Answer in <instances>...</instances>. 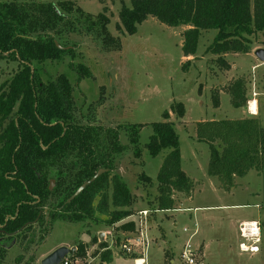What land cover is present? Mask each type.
I'll return each mask as SVG.
<instances>
[{"label": "trees", "instance_id": "trees-1", "mask_svg": "<svg viewBox=\"0 0 264 264\" xmlns=\"http://www.w3.org/2000/svg\"><path fill=\"white\" fill-rule=\"evenodd\" d=\"M79 14L85 31L100 40L102 49L119 47V40L106 29L109 19L103 13L95 20ZM148 17L172 28L188 27L182 34L184 57L195 54L205 30L216 32L207 52L218 56L246 54L248 37L264 35V0H131L130 8L120 10L116 29L134 35ZM75 18L66 0H0V60L18 64L0 86V264H7L12 244L20 253L11 264H30L33 258L26 260V255L44 242L55 222L80 223L99 213L110 226L130 216L131 193L113 163L125 147L118 131L79 124L69 77L61 73L51 79L43 68L66 55L73 58L74 46L65 36L77 31ZM68 66L79 76L76 84L89 77L83 65ZM231 89L233 107L243 106L244 84L235 81ZM174 108L179 117L184 116L182 103ZM163 118L166 121L149 125L146 149L152 157L167 152L156 177V209L168 211L176 194L189 196L194 183L181 169L179 136L167 122L168 112ZM140 129L132 126L127 131L136 154ZM101 134L108 139L102 140ZM195 134L208 147L207 175L215 177L222 189L229 190L235 178L250 171H264V128L257 118L199 122ZM100 169L107 172L66 203ZM51 180L54 187L49 190ZM144 181L152 183L147 176ZM121 229L134 231L135 224L123 223ZM100 247L105 250L97 264H110L111 252L105 243ZM84 255L81 247L71 256Z\"/></svg>", "mask_w": 264, "mask_h": 264}, {"label": "rangeland", "instance_id": "rangeland-1", "mask_svg": "<svg viewBox=\"0 0 264 264\" xmlns=\"http://www.w3.org/2000/svg\"><path fill=\"white\" fill-rule=\"evenodd\" d=\"M66 1L72 4L76 17L77 31L65 36L74 46L73 58L66 55L60 62H47L43 68L51 79L61 73L69 77L79 124L118 131L119 141L125 147L114 156L113 163L130 190L132 204L127 208L130 216L110 226L105 225L108 218L99 213H95L94 220L80 223L55 222L46 241L25 259L30 256V264H39L40 257L57 247L75 248L74 252L84 247L85 255L75 257L81 258L82 264H97L102 252L100 243H105L111 245V255L115 253L112 264H135L138 257H144V264H183L180 253L196 223L197 234L190 241L195 249L204 244L203 264H264V171H250L243 178H235L229 190L222 189L215 177L207 175L208 147L198 142L195 134L199 122L237 120L245 114L253 117L245 111L253 99L257 107L255 117L261 119L264 128V62L253 54L256 49H264V35L255 33L248 37L246 54L218 56L207 52L216 32L205 30L200 34L195 54L184 57L181 47L186 26L172 28L148 17L137 26L134 35H128L116 26L120 24V10L130 8L131 0ZM76 9L93 20L103 13L109 19L106 29L119 40V47L102 49L100 40L85 31L86 24ZM70 63L86 67L89 77H82L76 84L79 76L70 69ZM17 68V62L0 60V86ZM238 80L244 84L245 102L234 108L231 87ZM179 103L184 108L182 117L173 109ZM164 112H168L167 122L179 136L181 169L195 183L189 196L176 194L172 210L159 211L156 177L167 152L152 157L146 144L151 134L149 125L166 121ZM132 126L141 128L138 154L127 133ZM100 138L108 139L105 134ZM144 176L152 180L150 185ZM109 210L114 208L109 206ZM131 221L134 231L121 229L123 223ZM242 222L258 224L257 253L239 250V244L245 242L239 235ZM183 229L188 231L184 233ZM100 231L101 237L97 235ZM135 239H141L142 245L137 246ZM128 240L134 246L132 255L120 251L122 243ZM19 249L12 244L5 263H13ZM71 255L66 257L70 259Z\"/></svg>", "mask_w": 264, "mask_h": 264}, {"label": "built area", "instance_id": "built-area-1", "mask_svg": "<svg viewBox=\"0 0 264 264\" xmlns=\"http://www.w3.org/2000/svg\"><path fill=\"white\" fill-rule=\"evenodd\" d=\"M141 215L145 216L146 212H141ZM187 231H188L187 229H183L184 233ZM196 232H197V224H194V232L190 235L189 240L183 245V248L180 253V259H181V262H183V264H202L201 254L199 250L193 248L191 245V241H190L191 238L196 234ZM255 232L257 233L256 236L253 235ZM239 235H240V238L245 241L239 244V250L242 253L254 254L258 252V248L256 245H257V241L259 238V228L256 222L240 223L239 224ZM134 241L136 242L137 246L142 245L141 239H135ZM120 251L124 253L125 255H132L135 253L134 246L131 244L130 240L122 243V245L120 246ZM137 259H139L138 261H140L142 264L145 263L144 257H138ZM59 264H82V259L76 258V257H71L69 259L65 257Z\"/></svg>", "mask_w": 264, "mask_h": 264}, {"label": "water", "instance_id": "water-1", "mask_svg": "<svg viewBox=\"0 0 264 264\" xmlns=\"http://www.w3.org/2000/svg\"><path fill=\"white\" fill-rule=\"evenodd\" d=\"M56 46L59 49H62L58 44H56ZM253 54L260 62H264V49H256ZM106 172L107 170L105 169L98 170L96 174L89 181L82 184L75 191V193L66 201V203L72 201L75 197L81 194L87 186H89L91 183H93L96 179H98L102 174ZM53 187H54V181L51 180L49 183V190H52ZM45 241L46 239L44 240V242ZM38 247L40 246L35 247L34 251H36ZM74 250L75 248L69 249L65 246L57 247L54 250L50 251L49 253L45 254L44 256L40 257L39 264H59L68 254L73 253Z\"/></svg>", "mask_w": 264, "mask_h": 264}, {"label": "crops", "instance_id": "crops-1", "mask_svg": "<svg viewBox=\"0 0 264 264\" xmlns=\"http://www.w3.org/2000/svg\"><path fill=\"white\" fill-rule=\"evenodd\" d=\"M252 102H254V99H253V101ZM252 102H250V105H251V103ZM250 107V106H249ZM249 109V111L247 112V110ZM247 109V107L245 108V111H246V113H248L249 115H251V116H253L254 118H257V117H255V116H257V107H256V114H254L251 110H250V108H248ZM249 116H247L246 114L241 118V119H244V118H248ZM258 120H259V122H260V125H261V119H259V118H257ZM193 183H195V182H193ZM196 224V223H195ZM240 224V223H239ZM102 233H101V231L100 232H98L97 233V235L99 236V237H101L102 235H101ZM105 234V233H104ZM196 234H197V232H196ZM195 234V235H196ZM106 235V234H105ZM127 238H129V237H127ZM107 246V245H106ZM198 250H199V252H200V254H201V263L203 264V255H204V244L203 243H201V244H199V246H198ZM106 249H108L110 252H112L111 251V249H112V247H111V245H109V246H107L106 247ZM105 249H102V252L104 251ZM117 252V251H116ZM114 252H113V256H112V262L110 263V264H112L113 263V259H114ZM171 263H172V261H171Z\"/></svg>", "mask_w": 264, "mask_h": 264}, {"label": "bare ground", "instance_id": "bare-ground-1", "mask_svg": "<svg viewBox=\"0 0 264 264\" xmlns=\"http://www.w3.org/2000/svg\"><path fill=\"white\" fill-rule=\"evenodd\" d=\"M252 102V101H251ZM250 110L254 113V114H256V104H255V102H252L251 103V105H250ZM253 235H257V233L255 232ZM136 264H142L140 261H137V263Z\"/></svg>", "mask_w": 264, "mask_h": 264}, {"label": "flooded vegetation", "instance_id": "flooded-vegetation-1", "mask_svg": "<svg viewBox=\"0 0 264 264\" xmlns=\"http://www.w3.org/2000/svg\"><path fill=\"white\" fill-rule=\"evenodd\" d=\"M47 239V238H46ZM12 246V245H11ZM34 250V249H33ZM33 252V251H32Z\"/></svg>", "mask_w": 264, "mask_h": 264}]
</instances>
